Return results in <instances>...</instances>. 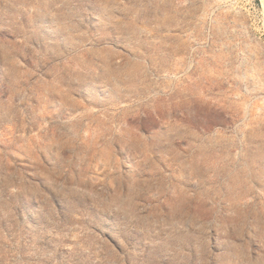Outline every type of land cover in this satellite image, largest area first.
<instances>
[{"label":"rangeland","instance_id":"rangeland-1","mask_svg":"<svg viewBox=\"0 0 264 264\" xmlns=\"http://www.w3.org/2000/svg\"><path fill=\"white\" fill-rule=\"evenodd\" d=\"M0 264H264V0H0Z\"/></svg>","mask_w":264,"mask_h":264},{"label":"bare ground","instance_id":"bare-ground-1","mask_svg":"<svg viewBox=\"0 0 264 264\" xmlns=\"http://www.w3.org/2000/svg\"><path fill=\"white\" fill-rule=\"evenodd\" d=\"M90 53V52H89ZM92 54V53H91ZM90 57V56H89ZM83 64V63H82ZM84 65V64H83ZM139 73V72H138ZM140 77V76H139ZM139 79V78H138ZM262 156V154H260V152H256V156L257 157H259V156ZM199 159V158H198ZM259 159V158H258ZM196 164H194L193 165V167L195 166ZM196 167V169L198 170L200 167H198V166H195ZM200 169H202V168H200ZM203 169H204V167H203ZM206 170H207V168H205ZM204 169V170H205ZM220 169V168H219ZM219 169H218V172H219ZM195 170V169H194ZM223 170V169H222ZM208 171V170H207ZM233 171V170H232ZM247 171V170H246ZM251 171V170H250ZM198 172V171H197ZM226 172V171H225ZM228 172H229V169H228ZM245 172V171H244ZM247 172H249V171H247ZM196 173V172H195ZM204 173V172H203ZM232 173V172H231ZM249 173H251V172H249ZM201 174V173H200ZM219 174V173H218ZM217 174V175H218ZM222 174H223V172H222ZM199 175V174H198ZM202 175V174H201ZM229 175V174H228ZM233 175V174H232ZM244 175V174H243ZM234 176V175H233ZM246 176V175H245ZM262 175H260V173L259 172H254L253 174H251V177L253 178V181H257V180H259L260 179V177H261ZM219 177V176H218ZM244 177V176H243ZM250 177V178H251ZM233 179L234 178H237V176L236 177H232ZM242 179V178H241ZM242 180H244V179H242ZM218 181V180H217ZM233 181H236V180H233ZM246 181V180H245ZM222 182V181H221ZM247 182V181H246ZM245 182V183H246ZM188 183V182H187ZM186 183V184H187ZM206 183V182H205ZM205 183H203L204 185H205ZM236 184H237V181L235 182ZM232 185V184H231ZM246 185V184H245ZM244 184H243V182L242 183H240L239 185H238V187H235L234 188V192H237V191H239V189L240 190H246V191H249V188H248V186L249 185H247V187L245 186ZM203 185H201V187L200 188H195L194 190H195V194H197V195H203V194H211L212 193V191L213 190H211V188H212V186H210V189H206L205 187H202ZM207 186V185H206ZM234 186V185H233ZM237 186V185H236ZM214 187V186H213ZM220 188V187H219ZM218 189V188H217ZM221 189V188H220ZM223 190V189H222ZM230 190V189H229ZM251 190H252V186H251ZM250 190V191H251ZM216 191H218V190H215L214 192H216ZM232 191V190H231ZM246 191H244V192H246ZM178 192V191H177ZM184 193V194H189V191L186 189V188H184V187H182L181 189H180V193ZM230 192V191H229ZM231 193V192H230ZM178 194V193H177ZM213 194V193H212ZM219 194V193H218ZM220 195V194H219ZM230 195V194H229ZM180 196H181V194H180ZM183 196V195H182ZM205 196V195H204ZM212 196V195H211ZM236 196H238V195H236ZM195 197V196H194ZM200 197V196H199ZM208 197V196H207ZM235 197V196H234ZM193 198V197H192ZM206 198V197H205ZM232 199V198H231ZM190 200V199H189ZM191 200H193V199H191ZM206 200V199H205ZM196 201H197V199H196ZM207 201V200H206ZM234 201V200H233ZM189 202V201H188ZM188 202H186V201H184V203L182 202L181 203V206H180V209L182 210L181 211V214H183L184 212H192L193 213V209H192V207L189 205V203ZM203 202V201H202ZM205 203V202H204ZM238 205V204H237ZM237 205H235V206H237ZM234 206V205H233ZM238 207V206H237ZM227 220V219H226ZM226 220H225V222H226ZM228 223V222H227ZM240 223H242V221L240 222ZM241 230V229H240ZM185 240H187V241H190V239L191 240H193V237H188V239H186V238H184Z\"/></svg>","mask_w":264,"mask_h":264}]
</instances>
